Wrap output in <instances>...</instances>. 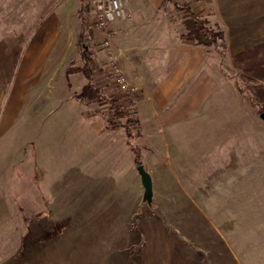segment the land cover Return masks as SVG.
Segmentation results:
<instances>
[{"label":"rangeland","instance_id":"rangeland-1","mask_svg":"<svg viewBox=\"0 0 264 264\" xmlns=\"http://www.w3.org/2000/svg\"><path fill=\"white\" fill-rule=\"evenodd\" d=\"M64 2L59 6L67 4L70 15L63 35L72 41L61 67L65 73L60 69L55 80L46 77L45 91L38 94L40 108L35 110L18 101L21 76L12 78L3 93L0 264H264V119L248 104L250 93L237 91L240 72L233 58L220 59L218 88L210 103L184 124L165 131L162 125L154 131L152 109L142 103L140 79L136 82L127 74L135 69L117 56L112 37L110 47L105 45V32L96 27L93 0ZM149 3L126 0L125 10ZM161 5L169 10L176 32H186L175 5L169 0ZM82 7L89 18L86 50L93 55L95 84L102 90L94 98L83 92L88 82L83 72L64 70L72 62L78 66L86 62L78 37ZM206 19L216 29L213 14ZM113 24L110 31L115 37ZM150 26L138 30L156 37L159 31ZM30 46L31 42L21 59ZM59 52L58 46L55 53ZM122 77L136 87L135 93L120 87ZM102 83L114 89L102 88ZM43 99H51L49 105L43 106ZM115 100L122 101L124 111L137 121L131 126L135 139L127 136L125 121L113 115L110 102ZM4 120H9L8 132L2 130ZM95 120L99 134L89 125ZM156 132L164 138L149 139L147 134ZM128 142L144 153L143 166L154 180L151 203L143 199L141 188L135 191L131 163L135 150ZM120 157L125 180L109 171ZM171 166L180 171L163 172ZM123 205L129 215L117 216L115 208ZM149 213L158 215L161 227L149 221L153 229L143 235Z\"/></svg>","mask_w":264,"mask_h":264},{"label":"crops","instance_id":"crops-1","mask_svg":"<svg viewBox=\"0 0 264 264\" xmlns=\"http://www.w3.org/2000/svg\"><path fill=\"white\" fill-rule=\"evenodd\" d=\"M62 1L0 0V109L3 93L15 76H21L20 82L17 84L18 101L23 102V106L29 110H35V106L40 108L42 99L39 98L38 94L42 90L45 91L43 86L47 84L46 77L52 76L55 80L61 74H58V71L63 66L66 47L72 45V41L67 40V37L63 35L62 26L64 22L67 25L69 20L67 16L70 14L67 4L59 6ZM184 1L190 3L194 12L202 18L206 19L208 14H213L214 25L225 33L222 47L217 49L205 48L182 37L186 35V32L178 34L169 22V10L161 5L163 0H150L149 4L143 6L136 4L129 9V18L113 24L116 32L113 42L117 46V56L126 62L124 63L126 66L129 64L135 69L134 72L125 69L127 74L135 77L136 82L140 79L139 86L143 93L142 103L150 105L152 109L150 123L156 126L153 127L154 131L161 128L162 125L161 131L182 125L205 103H210L209 99L218 88V71L221 58L225 55L233 58L235 55L249 50L255 44L264 42V0ZM148 25H151V29L156 28L159 31L157 36L155 35L156 37L151 35L149 31L138 30ZM82 29L79 28L78 34ZM254 33L257 34L255 39L253 38ZM30 42V51L28 50L26 54H23L24 57L21 59L22 53L27 50ZM58 46L60 52L56 54L55 51ZM64 70L66 71V68ZM62 73L65 72L62 71ZM100 86L103 88L105 83L100 84ZM104 88L110 89L112 85ZM43 100V106L49 105L51 101V99H48L49 102L46 99ZM157 110L161 111L163 119ZM98 122L95 120L94 124L89 123L97 131L94 132L95 134H99L98 131L101 130L100 126L97 125ZM8 123L9 120L1 122L4 132L9 131L7 129ZM100 133L104 132L101 131ZM147 136L149 139H155L159 136L164 138V135L158 132L147 134ZM128 143L131 145L130 142ZM145 150L153 152L152 148H145ZM157 152H163V150ZM133 153L131 163L134 164L135 170V174L132 175L135 191L139 193V188H141L142 194H144L141 177L135 164L136 155ZM141 155H144L142 150ZM118 160L117 164H114L109 171L112 174L113 172L118 173L116 175L118 180H125L126 176H122L124 164H121V157ZM128 168L130 172L133 170ZM166 169H163V172L180 171L178 166L168 167V171ZM114 178L116 177L114 176ZM117 185L120 187V184ZM74 198L77 200L78 196ZM121 201L118 202L128 203L125 199H121ZM43 203L50 205L53 202L44 200ZM125 206L115 208L117 216L123 213L129 215L125 212ZM117 216L114 220L118 219ZM146 216L148 217L146 218ZM146 216L144 218L143 215L144 223L141 222L143 235L147 233L146 230L153 229V224L147 223L149 221L155 220L161 227L158 215L149 213ZM51 232L42 236L44 237ZM147 247L149 246L145 247L146 254H149ZM133 255L135 261L138 257V247L131 256Z\"/></svg>","mask_w":264,"mask_h":264},{"label":"trees","instance_id":"trees-1","mask_svg":"<svg viewBox=\"0 0 264 264\" xmlns=\"http://www.w3.org/2000/svg\"><path fill=\"white\" fill-rule=\"evenodd\" d=\"M171 1L178 12L181 13L182 24L185 27L186 35L185 38L188 41H194L197 45L205 48H219L222 47L220 44L225 39V33L220 30L218 26L216 29L209 27L207 19L200 17L194 12L190 3L184 0H169ZM86 9L82 7V31L79 34V41L84 48L85 64L83 66L75 65L74 62L70 63L66 69L67 73L72 72H83L88 79L87 84L84 87L83 92L86 96L91 94V97H96L97 93L101 94L100 89L96 87L94 78V58L89 50H86V44L89 43V38L85 36V30L89 25V18H87ZM221 42V43H220ZM89 51V52H88ZM233 65L239 73V80L235 81V86L240 94L244 92L250 93V97L247 99L248 104L257 110L260 114L264 113V43L246 50L242 53L235 55L232 59ZM90 97V96H89ZM93 97V98H94ZM113 108L112 113L119 119L122 118L125 121V128L127 136L130 139H135V135L131 126L137 123L133 121L130 116L124 111L123 102L115 100L110 102ZM133 148V147H132ZM135 164L136 166L143 165L141 149L138 150L135 147ZM45 238V237H42ZM29 241V240H28Z\"/></svg>","mask_w":264,"mask_h":264},{"label":"built area","instance_id":"built-area-1","mask_svg":"<svg viewBox=\"0 0 264 264\" xmlns=\"http://www.w3.org/2000/svg\"><path fill=\"white\" fill-rule=\"evenodd\" d=\"M93 3L97 13L96 27L105 32V45L110 47L111 37L113 38L114 35V32L110 31L111 25L118 20L130 17V13L125 10L126 0H93ZM119 85L129 94L137 91L136 87L131 86L124 77L120 78Z\"/></svg>","mask_w":264,"mask_h":264},{"label":"water","instance_id":"water-1","mask_svg":"<svg viewBox=\"0 0 264 264\" xmlns=\"http://www.w3.org/2000/svg\"><path fill=\"white\" fill-rule=\"evenodd\" d=\"M262 119H264V113L261 114ZM137 171L141 177L142 186L144 188L143 199L151 203L153 199V179L151 174L145 169L143 165L137 166Z\"/></svg>","mask_w":264,"mask_h":264}]
</instances>
